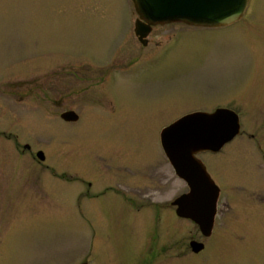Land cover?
<instances>
[{
	"label": "rangeland",
	"instance_id": "obj_1",
	"mask_svg": "<svg viewBox=\"0 0 264 264\" xmlns=\"http://www.w3.org/2000/svg\"><path fill=\"white\" fill-rule=\"evenodd\" d=\"M136 17L133 0H0V264H264V0L145 42ZM220 106L241 128L198 154L221 187L207 237L176 213L189 186L161 131Z\"/></svg>",
	"mask_w": 264,
	"mask_h": 264
},
{
	"label": "water",
	"instance_id": "obj_2",
	"mask_svg": "<svg viewBox=\"0 0 264 264\" xmlns=\"http://www.w3.org/2000/svg\"><path fill=\"white\" fill-rule=\"evenodd\" d=\"M139 15L136 34L142 42L153 25L186 22L192 25L224 26L239 20L247 10L249 0H133ZM67 121L76 120L77 113L67 110L61 114ZM240 130L238 114L225 107L214 111H194L183 115L161 131V143L177 175L183 178L188 192L178 196L173 204L179 216L195 222L205 236L215 225L220 188L196 153L219 151ZM41 159L43 151L38 152ZM194 252L205 243L192 240Z\"/></svg>",
	"mask_w": 264,
	"mask_h": 264
},
{
	"label": "flooded vegetation",
	"instance_id": "obj_3",
	"mask_svg": "<svg viewBox=\"0 0 264 264\" xmlns=\"http://www.w3.org/2000/svg\"><path fill=\"white\" fill-rule=\"evenodd\" d=\"M138 19V17H136V19H135V23H136V20ZM155 26L156 25H153V27H152V29H151V31L149 32V35L153 32V30L155 29ZM135 33H136V31H135ZM148 35V36H149ZM138 39H139V37H138ZM140 40V39H139ZM147 43H149V40H147ZM110 72V71H109ZM108 72V73H109ZM106 76H107V74H106ZM108 79H109V77H110V74H108ZM68 110H73V109H68ZM67 111V110H66ZM63 113V112H62ZM77 115H78V118L76 119V120H73V121H69V122H74V121H77V120H79L80 119V116H79V113L77 112ZM29 148H30V145L28 146ZM208 152V151H207ZM202 153V152H201Z\"/></svg>",
	"mask_w": 264,
	"mask_h": 264
},
{
	"label": "bare ground",
	"instance_id": "obj_4",
	"mask_svg": "<svg viewBox=\"0 0 264 264\" xmlns=\"http://www.w3.org/2000/svg\"><path fill=\"white\" fill-rule=\"evenodd\" d=\"M234 140H235V138H234L231 142L227 143V144L222 148V150H221L219 153L223 152V151L227 148V146H228L230 143H232ZM219 153H217V154H219Z\"/></svg>",
	"mask_w": 264,
	"mask_h": 264
}]
</instances>
